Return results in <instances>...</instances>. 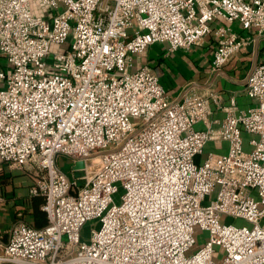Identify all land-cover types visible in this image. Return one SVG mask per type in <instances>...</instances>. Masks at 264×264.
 Segmentation results:
<instances>
[{
    "label": "built area",
    "instance_id": "2783aa9c",
    "mask_svg": "<svg viewBox=\"0 0 264 264\" xmlns=\"http://www.w3.org/2000/svg\"><path fill=\"white\" fill-rule=\"evenodd\" d=\"M219 17L262 34L264 0H0V159L39 171L46 213L0 231V264H264V55L245 80L255 105L233 101L217 127L218 92L171 98L133 64L157 42L199 44ZM217 37L220 70L246 38ZM214 140L227 152L205 154Z\"/></svg>",
    "mask_w": 264,
    "mask_h": 264
},
{
    "label": "crops",
    "instance_id": "0c3cea01",
    "mask_svg": "<svg viewBox=\"0 0 264 264\" xmlns=\"http://www.w3.org/2000/svg\"><path fill=\"white\" fill-rule=\"evenodd\" d=\"M253 1V0H247ZM228 28L244 38L246 43L220 69L212 67V55L218 46L217 31ZM264 33L244 29L239 21L232 23L216 18L203 40L189 49L170 50L168 42H157L147 47L141 55L133 57L134 66H149L157 74L166 93L178 98L184 91L206 95L210 90L220 94V103L211 102L209 119L217 127L226 116V107L234 104L247 110L255 105L246 91L245 80L251 69L263 59ZM198 128L203 124H197ZM248 134H244L245 148L249 149ZM228 150L225 140L209 141L204 153L224 154ZM39 171L32 165L11 166L0 159V231H7L25 221L36 227L46 224L42 209L44 197L32 195L31 186L39 178Z\"/></svg>",
    "mask_w": 264,
    "mask_h": 264
},
{
    "label": "rangeland",
    "instance_id": "374dc122",
    "mask_svg": "<svg viewBox=\"0 0 264 264\" xmlns=\"http://www.w3.org/2000/svg\"><path fill=\"white\" fill-rule=\"evenodd\" d=\"M36 5L33 3V8L35 9ZM39 11L43 14L46 12L45 8L41 7L39 8ZM68 47V43L62 44L61 46V50H64L65 48ZM3 63H7V60H5V58L2 60ZM1 86H4L3 84ZM57 163L59 168L64 171L65 173H67L68 175L72 174V168H73V159L70 158L69 156H65L63 154H60L57 158ZM122 193V190L115 196V200L116 202H119V195ZM215 197V194L212 195V198ZM210 198V196H209ZM221 222L222 223H235V224H241L242 221L240 219H236L233 217H230L228 215H222L221 218ZM100 220L99 218H93L88 220L85 225L83 226L82 230H81V236L82 239L89 241L90 239V235H91V229H98L100 227ZM195 236L197 239L200 238V240H202L204 235H205V231L198 225L195 226Z\"/></svg>",
    "mask_w": 264,
    "mask_h": 264
},
{
    "label": "water",
    "instance_id": "95a60500",
    "mask_svg": "<svg viewBox=\"0 0 264 264\" xmlns=\"http://www.w3.org/2000/svg\"><path fill=\"white\" fill-rule=\"evenodd\" d=\"M84 166V162L83 161H79L76 163V168H82Z\"/></svg>",
    "mask_w": 264,
    "mask_h": 264
}]
</instances>
